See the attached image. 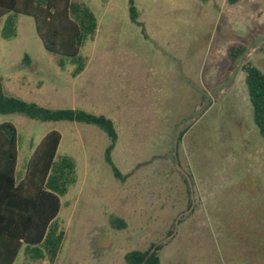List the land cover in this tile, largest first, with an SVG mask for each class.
Wrapping results in <instances>:
<instances>
[{
    "label": "rangeland",
    "instance_id": "374dc122",
    "mask_svg": "<svg viewBox=\"0 0 264 264\" xmlns=\"http://www.w3.org/2000/svg\"><path fill=\"white\" fill-rule=\"evenodd\" d=\"M74 1L96 17L81 72L59 69L32 18L17 14L15 35L0 37L3 91L111 118L112 161L128 175L113 178L102 159L106 136L95 126L0 114L17 131L16 179L49 129L61 135L57 154L75 168L59 196L63 238L54 261L19 251L12 264H125L124 252L152 243L157 264H264V140L241 70L249 61L264 74V0H133L138 25L127 0ZM231 42L246 47L234 63L225 55ZM109 212L125 227L111 228Z\"/></svg>",
    "mask_w": 264,
    "mask_h": 264
},
{
    "label": "trees",
    "instance_id": "16d2710c",
    "mask_svg": "<svg viewBox=\"0 0 264 264\" xmlns=\"http://www.w3.org/2000/svg\"><path fill=\"white\" fill-rule=\"evenodd\" d=\"M225 1L233 4L238 0ZM127 12L129 21L138 25L133 0H127ZM17 14L32 18L42 47L55 55L59 69L70 64V77L81 72L85 65L81 46L93 36L96 28V17L87 5L74 0H0L2 39L15 35ZM245 49L240 42L227 44L225 55L229 63H234ZM21 60L28 64V54L23 53ZM241 70L250 119L257 135L264 140V74L249 61L241 64ZM0 114H17L40 122L69 121L95 126L106 136L102 159L113 178L123 181L128 175L121 173L112 161L117 132L111 118L101 113L77 107L53 108L8 95L0 79ZM184 130L177 132L176 145ZM60 138L55 129L44 132L32 145L22 175L16 179L17 131L12 123L0 122V264H12L19 251L30 259L54 261L63 238V230L56 220L59 196L67 191L75 174L72 159L56 152ZM237 215L234 219L239 223ZM106 218L113 229L125 227V221L114 213H107ZM158 249L159 245L152 243L146 249L128 250L123 253V261L125 264H157Z\"/></svg>",
    "mask_w": 264,
    "mask_h": 264
},
{
    "label": "water",
    "instance_id": "95a60500",
    "mask_svg": "<svg viewBox=\"0 0 264 264\" xmlns=\"http://www.w3.org/2000/svg\"><path fill=\"white\" fill-rule=\"evenodd\" d=\"M186 179H187V184H188V186H189V191H190V181H189V179H188L187 176H186Z\"/></svg>",
    "mask_w": 264,
    "mask_h": 264
}]
</instances>
